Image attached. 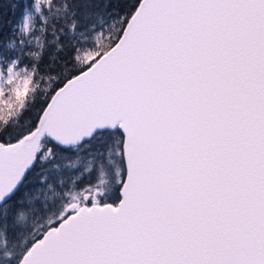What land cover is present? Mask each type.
<instances>
[{
    "label": "snow or ice",
    "instance_id": "obj_1",
    "mask_svg": "<svg viewBox=\"0 0 264 264\" xmlns=\"http://www.w3.org/2000/svg\"><path fill=\"white\" fill-rule=\"evenodd\" d=\"M0 264H264V0H0Z\"/></svg>",
    "mask_w": 264,
    "mask_h": 264
},
{
    "label": "trees",
    "instance_id": "obj_2",
    "mask_svg": "<svg viewBox=\"0 0 264 264\" xmlns=\"http://www.w3.org/2000/svg\"><path fill=\"white\" fill-rule=\"evenodd\" d=\"M4 11H5V12H8V9H7V7H5ZM8 18H9V19H11V18H12V15H11V13H9V16H8Z\"/></svg>",
    "mask_w": 264,
    "mask_h": 264
}]
</instances>
